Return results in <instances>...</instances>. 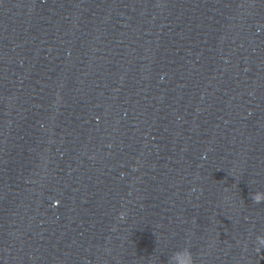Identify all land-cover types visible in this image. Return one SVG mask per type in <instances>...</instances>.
Listing matches in <instances>:
<instances>
[{"label":"clouds","instance_id":"1","mask_svg":"<svg viewBox=\"0 0 264 264\" xmlns=\"http://www.w3.org/2000/svg\"><path fill=\"white\" fill-rule=\"evenodd\" d=\"M257 239L259 244L264 246V237ZM166 264H194L193 254L188 247L178 249L168 256Z\"/></svg>","mask_w":264,"mask_h":264}]
</instances>
